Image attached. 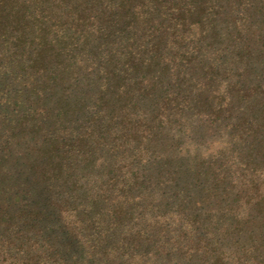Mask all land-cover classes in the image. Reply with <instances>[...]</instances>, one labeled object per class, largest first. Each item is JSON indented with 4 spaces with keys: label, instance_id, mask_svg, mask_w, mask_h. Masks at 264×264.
I'll list each match as a JSON object with an SVG mask.
<instances>
[{
    "label": "trees",
    "instance_id": "16d2710c",
    "mask_svg": "<svg viewBox=\"0 0 264 264\" xmlns=\"http://www.w3.org/2000/svg\"><path fill=\"white\" fill-rule=\"evenodd\" d=\"M135 257L264 264V0H0V264Z\"/></svg>",
    "mask_w": 264,
    "mask_h": 264
},
{
    "label": "rangeland",
    "instance_id": "374dc122",
    "mask_svg": "<svg viewBox=\"0 0 264 264\" xmlns=\"http://www.w3.org/2000/svg\"><path fill=\"white\" fill-rule=\"evenodd\" d=\"M126 165H129V166H126ZM117 167H118L119 172L121 174V179H117V183L119 185L112 188L110 185H109V187H107L104 184V186L108 190V195L105 198V200L100 203L99 208H102L101 209V212L108 210L111 207V204L114 205L115 203H117V202H115L116 198L118 199L121 196H126L125 194L128 193L126 191L127 190V187L129 186V184H130V182L132 180L133 173L136 171L135 170L136 167L134 165H131L129 163V161H126V162H122L121 161V162H119V164L117 165ZM123 192L125 194H123ZM99 214H102V213H99ZM85 250H87V249H85ZM94 252H95V250H94ZM95 255L98 258L99 252H96ZM105 258H106V256H104V259ZM141 260H142V258L135 257V259L131 258L129 260V263H130V261H132V264H145L144 261H141ZM159 261H161V260H159ZM11 263L14 264V260H11ZM98 263L99 262H97V261L95 262V264H98ZM149 264H153V262L152 261H149Z\"/></svg>",
    "mask_w": 264,
    "mask_h": 264
}]
</instances>
